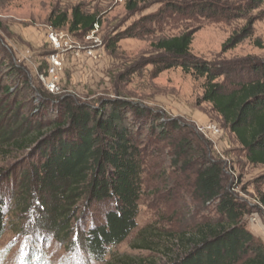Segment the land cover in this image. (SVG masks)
<instances>
[{
  "label": "rangeland",
  "instance_id": "374dc122",
  "mask_svg": "<svg viewBox=\"0 0 264 264\" xmlns=\"http://www.w3.org/2000/svg\"><path fill=\"white\" fill-rule=\"evenodd\" d=\"M127 1H0V86L12 79L17 95L27 102L22 111L27 115L33 95H28L26 77L34 90L53 97H71L96 107L124 100L150 110L161 121L181 125L180 131L173 133V141H161L156 132H141L144 193L137 227L110 250L107 261L131 258L166 264L163 256L170 247L168 234L188 231L213 217L212 206L192 201V172L197 165L185 163L195 152L221 163L224 184L252 209L245 217L246 229L264 245V210L258 203L264 194V167L247 161L229 128L203 101L204 79L181 68L157 74L152 64L159 58L154 43L191 32V56L221 74L216 82L224 90L234 89L253 78L252 62L264 63V3L256 7L252 0H138L137 11L130 12ZM75 6L96 14L101 24L93 35L69 32L68 26L56 29L67 33L71 44L82 50L79 54L55 51L48 40V32L54 29L49 18L61 13L70 16ZM89 48H94L96 58L84 52ZM52 54L61 64L54 73ZM6 66L21 72L7 79ZM179 139L192 143L193 152L186 150L179 157L175 147ZM25 157L0 155L3 185L11 170L26 167ZM174 161L179 162L177 167ZM28 223L19 215L9 216L0 238V264H103L88 261L78 250L55 241L41 243ZM145 243H150L151 249L143 248Z\"/></svg>",
  "mask_w": 264,
  "mask_h": 264
},
{
  "label": "trees",
  "instance_id": "16d2710c",
  "mask_svg": "<svg viewBox=\"0 0 264 264\" xmlns=\"http://www.w3.org/2000/svg\"><path fill=\"white\" fill-rule=\"evenodd\" d=\"M251 3L257 7L264 0ZM138 5V0H128L126 9L135 12ZM49 22L54 29L68 26L69 32L82 34L101 24L96 14L80 6L72 8L70 16L52 15ZM192 42L188 32L154 43L159 56L152 62L155 73L181 68L204 79L203 101L229 128L247 161L264 167V63L252 62L253 78L227 91L216 82L221 74L214 67L191 56ZM6 69L7 79L21 72L14 66ZM24 79L28 95H33L28 115L22 112L27 102L17 95L12 79L0 86V155H25L27 162L20 171H10L4 185L0 182V238L9 216L16 214L28 220L41 243L55 241L78 250L88 261L155 264L106 258L137 227L144 193L141 132L173 141L179 122L161 121L150 110L124 100L96 107L53 97ZM175 147L179 157L186 150L193 152L186 139L176 141ZM193 162L197 167L192 172V201L212 206L214 215L188 231L168 234L166 264H264V245L246 229L245 217L252 209L224 184L221 163L203 152H195L185 165ZM258 203L264 210V194ZM145 245L151 249L150 243Z\"/></svg>",
  "mask_w": 264,
  "mask_h": 264
},
{
  "label": "built area",
  "instance_id": "2783aa9c",
  "mask_svg": "<svg viewBox=\"0 0 264 264\" xmlns=\"http://www.w3.org/2000/svg\"><path fill=\"white\" fill-rule=\"evenodd\" d=\"M99 28L98 24L94 25L93 30L90 31V33H92V35L94 34V32ZM91 35V37H92ZM48 40L49 43L53 46L55 51H61V50H71L73 52H76V54H79L80 51L82 49L77 48V46H75V44H71V41L69 39V36L67 33L61 31V30H56V29H51L48 32ZM92 50H94V48H89L87 50H84V52L88 53L89 56H91L92 58H96V56L93 57V52ZM51 59L53 62V68H51L52 73H54V71L56 69H58L60 67V63L58 61V57L55 54L51 55ZM54 84H52V86L50 88L54 89ZM213 131L218 132V130L213 127Z\"/></svg>",
  "mask_w": 264,
  "mask_h": 264
}]
</instances>
